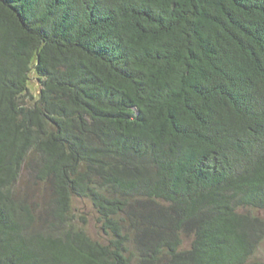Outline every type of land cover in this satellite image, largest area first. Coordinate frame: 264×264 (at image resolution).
<instances>
[{
    "label": "trees",
    "instance_id": "16d2710c",
    "mask_svg": "<svg viewBox=\"0 0 264 264\" xmlns=\"http://www.w3.org/2000/svg\"><path fill=\"white\" fill-rule=\"evenodd\" d=\"M260 209L264 0H0V264H264Z\"/></svg>",
    "mask_w": 264,
    "mask_h": 264
},
{
    "label": "rangeland",
    "instance_id": "374dc122",
    "mask_svg": "<svg viewBox=\"0 0 264 264\" xmlns=\"http://www.w3.org/2000/svg\"><path fill=\"white\" fill-rule=\"evenodd\" d=\"M33 88L36 90L35 88V83H32ZM22 177H21V181H20V187L21 189H25L29 188L30 193L35 194L33 195L35 197L36 200H40L42 201L45 197V195H47V189L44 185H40L37 183H30L29 179H28V171H25L22 173ZM76 206L78 207V212H77V222L81 223V214H84V216L87 217V222L85 224L86 229L89 231V233L98 239H104V234L102 233L101 229L99 228V225L96 221V214L93 211L92 207L90 206V204H87L83 201L77 200L75 202ZM255 214L259 215L262 219H264V209H260V210H255L254 211ZM187 243V241H186ZM255 258L256 259H260V260H264V238L261 241L256 253H255Z\"/></svg>",
    "mask_w": 264,
    "mask_h": 264
}]
</instances>
